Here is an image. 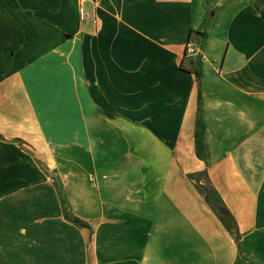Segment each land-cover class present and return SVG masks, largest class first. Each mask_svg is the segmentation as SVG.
Wrapping results in <instances>:
<instances>
[{
    "label": "crops",
    "instance_id": "obj_1",
    "mask_svg": "<svg viewBox=\"0 0 264 264\" xmlns=\"http://www.w3.org/2000/svg\"><path fill=\"white\" fill-rule=\"evenodd\" d=\"M0 264H264V0H0Z\"/></svg>",
    "mask_w": 264,
    "mask_h": 264
},
{
    "label": "trees",
    "instance_id": "obj_2",
    "mask_svg": "<svg viewBox=\"0 0 264 264\" xmlns=\"http://www.w3.org/2000/svg\"><path fill=\"white\" fill-rule=\"evenodd\" d=\"M205 123L202 121L200 117L197 119V130L195 134L196 139V153L198 157L202 159H206V150H205V144H204V131H205ZM204 176H207V172L204 173ZM208 188V187H207ZM206 188V189H207ZM213 190V188H211ZM209 191V193H212V191ZM206 199L210 201L208 196L206 195ZM220 213L221 215L228 221V223H235V220L231 214V212L228 210V208L225 205L220 206ZM74 222L79 224H84V222L78 220L77 218L74 219Z\"/></svg>",
    "mask_w": 264,
    "mask_h": 264
},
{
    "label": "built area",
    "instance_id": "obj_3",
    "mask_svg": "<svg viewBox=\"0 0 264 264\" xmlns=\"http://www.w3.org/2000/svg\"><path fill=\"white\" fill-rule=\"evenodd\" d=\"M81 18L84 20L88 13L83 6H80ZM200 51V47L194 39H189L185 45V54L194 55Z\"/></svg>",
    "mask_w": 264,
    "mask_h": 264
},
{
    "label": "rangeland",
    "instance_id": "obj_4",
    "mask_svg": "<svg viewBox=\"0 0 264 264\" xmlns=\"http://www.w3.org/2000/svg\"><path fill=\"white\" fill-rule=\"evenodd\" d=\"M155 160V159H154ZM202 190L206 191V186H201ZM201 190V189H200Z\"/></svg>",
    "mask_w": 264,
    "mask_h": 264
}]
</instances>
